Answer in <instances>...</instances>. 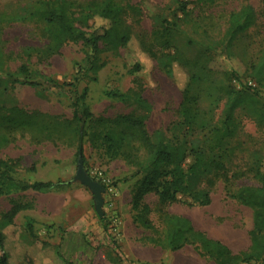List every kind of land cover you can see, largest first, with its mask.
Masks as SVG:
<instances>
[{
  "label": "rangeland",
  "instance_id": "rangeland-1",
  "mask_svg": "<svg viewBox=\"0 0 264 264\" xmlns=\"http://www.w3.org/2000/svg\"><path fill=\"white\" fill-rule=\"evenodd\" d=\"M39 1L0 0V70L5 74L27 64L59 84L43 89L12 82L7 77L1 83L0 106H19L72 117V97L87 86L86 102L94 115L115 116L133 110L136 107L134 92L142 89L152 106L148 128H161L171 139L183 138L188 127L180 106L189 75L180 63H171V60L179 53L193 57L208 46L211 40L203 32L205 27L212 37L222 36L228 13L244 3L256 9L257 23L235 41L234 56L221 52V48L218 52L211 51L210 66L217 71L214 78L226 80L237 89L251 86L264 103V81L259 82L252 76L250 67L253 61L257 63L264 56V0H216L214 4L206 0H120L140 7V21L134 24L129 45L114 48L100 41L102 67L96 73L88 68L91 49L81 41L65 43L54 55L42 51L49 42L45 23L39 17L30 16V10ZM181 1H188L189 18L180 10ZM163 17L176 21L179 26L170 37L171 47L162 49L159 45L158 57H151L140 46L139 37L147 35L150 42L157 43ZM101 22L90 19L77 24L92 34ZM26 46L41 49L27 55L23 52ZM136 64L141 65L137 72ZM226 71H236L240 78L227 75ZM114 92L127 93V96L116 97L112 95ZM263 113L264 109L260 115L256 114L250 106L239 108L235 114V135L224 139L221 148L215 150L231 174L238 170L250 171L255 153H259L264 170ZM188 140L189 151L183 162L186 169L195 160L190 153L192 140L203 147L215 144H207L203 134ZM78 146L76 139L70 136L38 142L29 133H17L1 147L0 156L15 161L14 175L18 180L61 183L43 191L29 189L0 197V216L12 207L14 200L33 204L20 211L14 223L3 229L4 247L0 248V257L6 253V264H217L193 245L171 250L150 240L164 231L167 212L189 217L196 228L223 241L234 253L250 246L252 209L232 197L229 191L257 185L251 172L234 178L229 188L219 180L212 188V200L207 205L193 203L187 195L178 194V200L161 206L158 195L149 194L145 202L152 208L149 217L153 225L148 228L138 222L137 212L132 207L133 188L140 177L135 174L136 169L121 158L109 156L104 147L88 135L85 137L82 143L84 169L104 187L100 216L93 191L76 178ZM28 223L33 224L34 235L27 228ZM250 264H264V257Z\"/></svg>",
  "mask_w": 264,
  "mask_h": 264
},
{
  "label": "trees",
  "instance_id": "trees-1",
  "mask_svg": "<svg viewBox=\"0 0 264 264\" xmlns=\"http://www.w3.org/2000/svg\"><path fill=\"white\" fill-rule=\"evenodd\" d=\"M206 1L211 4L216 2ZM187 5L188 1L180 2V10L185 18L190 16ZM141 14L142 10L138 5L123 3L120 0H40L30 10L31 17H39L45 23L49 42L42 51L54 55L65 43L81 41L91 49L88 68L95 73L102 67L99 61L102 51L100 41L103 40L114 48L129 45L133 39L134 24L140 21ZM258 18L254 6L244 3L228 13L226 29L222 36L212 37L209 35V28L205 27L203 32L211 40L208 46L200 49L193 57L179 53L171 60V63H180L189 75L180 106L183 121L188 127L183 138L177 136L171 139L161 128L155 130L148 128L147 120L152 106L143 95L142 89L135 90L136 107L130 112L115 116H95L86 102L89 92L86 86L79 95L72 97L74 107L72 117L39 110L30 111L19 106H0V149L17 133H29L38 142L63 140L70 136L78 142V155L81 152L84 157L82 143L88 135L97 145L104 147L109 156L121 158L136 169L135 174L140 177L133 188L132 207L137 212L138 222L148 228H152L153 225L149 217L152 208L145 202L149 194H157L161 206L178 200V194L187 195L193 203L207 205L212 200V188L219 180L229 188L234 178L251 172L258 182L257 185H244L234 192L229 191L232 197L249 206L253 212L251 243L248 249L234 253L223 241L212 238L205 231L196 228L189 217L169 212L164 215L162 234L153 236L150 240L170 247L171 250L193 245L202 254L213 258L217 264H250L261 260L264 257V170L258 158L259 153L254 154L250 171L238 170L231 174L215 150L221 148L224 139L235 135L237 131L235 114L239 108L250 106L253 112L260 115L264 103L257 98L256 91L252 90L251 86L237 89L226 83V80L214 78L218 74L210 66L213 57L210 52H218L217 50L221 48V52L234 56L235 41L255 26ZM90 19L94 22L97 19L102 21L92 34H88L77 24ZM162 21L163 28L157 37V43L150 42L147 35L139 37L140 46L151 57H158L157 46L160 45L162 49L171 47L170 37L179 26L176 21H170L166 17H163ZM40 49L37 46H26L23 52L32 55ZM250 67L253 69L252 76L259 82L264 81V56L260 57L257 63L253 61ZM140 69L141 65L134 66L136 72ZM1 72L0 70V88L7 77L12 82L41 86L43 89L59 84L57 80L31 69L27 64H21L14 72L5 74ZM224 73L240 78L236 71ZM74 86L76 93L77 86ZM112 95L124 98L127 93L114 92ZM220 107L221 111L217 112V108ZM200 134L204 135L207 144H215L203 147L197 145V140L195 142L192 140L190 153H193L195 160L186 169L183 162L189 151L188 138ZM16 166L14 160L0 156V197L29 189L43 191L61 184L53 181L30 183L18 180L14 175ZM32 205L29 202L14 200L12 207L1 214V249L4 247L3 229L14 223L20 211L31 208ZM105 220L103 216L102 221ZM27 228L34 235L33 224L28 223ZM0 261L2 264L7 263L6 253H3Z\"/></svg>",
  "mask_w": 264,
  "mask_h": 264
},
{
  "label": "water",
  "instance_id": "water-1",
  "mask_svg": "<svg viewBox=\"0 0 264 264\" xmlns=\"http://www.w3.org/2000/svg\"><path fill=\"white\" fill-rule=\"evenodd\" d=\"M76 178L81 180L93 191L96 210L99 213V215L102 216L103 214L102 205L104 202L102 197V192L104 191V187L98 181H95L94 179H92L90 176L87 175L84 169L83 157L81 155V152L79 157V170Z\"/></svg>",
  "mask_w": 264,
  "mask_h": 264
}]
</instances>
